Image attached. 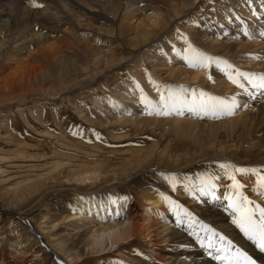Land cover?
I'll return each instance as SVG.
<instances>
[{"label": "bare ground", "instance_id": "bare-ground-1", "mask_svg": "<svg viewBox=\"0 0 264 264\" xmlns=\"http://www.w3.org/2000/svg\"><path fill=\"white\" fill-rule=\"evenodd\" d=\"M14 1L18 4L16 2L14 3ZM56 1L61 3L69 2V4L71 3L73 6L80 8V5L77 3L78 0H38V2L36 0L37 3L44 5L43 8L33 7L30 0H0V24L3 23L5 26L9 24L7 29L10 27V29H12L13 26H19V23L23 25L31 23L37 30L35 32L33 31L34 33L32 36L30 35L31 38L29 39L22 37L17 40L6 41V39L0 38V51L6 53L11 49H17L20 44L19 41H22V45L31 43L41 50L39 54L34 52L36 54L34 57L36 60L42 57L41 55L43 52L50 57H54L57 52L56 49L60 50L58 46V48L56 47V44L58 45V42L66 44L68 42H66L67 38L64 39L65 37L61 35L63 41H60L62 38L54 39L51 37L53 42L48 43L46 41L49 40L50 34L41 33L40 25L44 23V21L57 19V16H61L60 13L68 14V12L65 11L68 6L64 4L66 7L61 8L60 11L58 9L60 6L56 5ZM103 1H105L106 6H110L114 4L116 0H97V2ZM208 2L214 3L211 18L209 22H205L204 29L198 28L194 33L191 32L193 35L186 31V28L185 30L184 27L182 29L178 12H175L176 18H171L168 13L159 10L160 8L157 9L156 7L146 5L143 0H125L122 12L124 16L123 20L116 25L114 24L115 22H113L114 20L112 21L103 13L97 14V10H87L86 12L89 18H98L102 23L101 29L96 27L98 28L96 31L97 35L94 36V38L88 39L93 40L92 43L88 42L90 47L92 46L91 48L94 49L93 60L96 59L101 61V59H106L111 61L113 64H111L112 69L108 71L116 70L120 65L129 62V58L122 59L119 63L114 62L117 55H119V47H116L118 50L115 48L116 51L113 50V47L116 46L115 44L118 40L122 39L125 45L131 47L130 49L135 52V55L138 54L137 52L139 51L147 50L148 55L157 60L161 67L163 66V68L168 69L169 76L181 77L182 75H189L194 82L199 78L200 74L198 72H195V74L193 72H185V69L178 65L182 57L184 58V56H182L184 55V50L182 49L185 48V46H181L180 48L178 46L179 43H176L175 48L174 43L175 40L178 42V38L180 37H178V34L182 30L181 36L191 40L194 46L197 45L201 47L199 49H202V52L206 51L205 53L208 54L210 49L215 50L217 55H214V58L216 60L224 58L227 63L231 64L235 69L254 74H264V40H262L264 36L261 35V33H264V0H195L193 3L194 6H192V9H195V14L193 15L195 19H197L196 17L200 13L199 10ZM99 7L102 8L104 6L99 4ZM84 9L86 10L85 7ZM54 12H56V17ZM149 12H152L154 15L148 17ZM137 20L138 22L136 23ZM69 21L71 20L69 19ZM200 22L201 21H199V23ZM64 23L67 24L68 21ZM71 23H73V21ZM0 27L1 29L5 28L1 25ZM80 28L81 26L78 28L79 31H81ZM69 29L71 32V28ZM245 30L250 33L249 36L244 35ZM99 35H104L109 40L104 39V37H98ZM77 38L79 39V37ZM114 39L117 42L113 41ZM79 40L81 41V39ZM106 41L108 47L104 48ZM85 43L84 41V44ZM185 45L187 44L185 43ZM98 46H101L103 51L100 50L101 48H97ZM118 46H120V44ZM62 47L64 48L63 45ZM90 50L91 49H89V51ZM89 51L86 50L85 53ZM89 55H91V53ZM7 56L6 58L10 61V54ZM32 56L33 55L30 54L27 58L25 57L27 63L23 64V68H28L27 66L32 63L35 65L38 64L36 60L35 62L37 63L33 62L34 60L30 58ZM139 57V55L138 57L136 55L135 62H132V64L142 63V60L146 56H143L144 58H142V60L141 57ZM47 58L48 56L46 59ZM48 60L49 59H47V61ZM51 60L52 59H50V61ZM39 62L40 65L41 61ZM162 62L169 63L163 64ZM33 64L31 68L34 66ZM212 66H214V69ZM223 67L222 64L217 67L215 63H212L207 68H204L203 71L204 74H207L213 69V72L215 71L221 75L218 80L215 78L213 81L218 89L221 88L225 90L223 94L210 92L202 86L193 89L199 91L203 88L207 93L225 99L236 96L241 106L237 108L235 113L231 116L224 115L213 117L210 115H197L186 110L183 115H177L175 113L168 116L147 115L144 105L141 103L136 105L134 102V100H140L139 89H143L142 86V88L139 87V89L128 86L126 88L127 90H125V95L120 96L121 99L117 100L114 104L112 103L111 107H108L106 105L107 103H105L101 106V110H98L101 114L105 113L103 110L106 111L105 118L109 117L111 113L113 117L116 116L114 119L117 121L120 119L118 118L119 114L123 117L126 115L128 116V118H125L128 120L126 122L131 121L134 126H141V124H143V127L153 126L154 128H160V126L165 123L163 125H168L169 128L166 126L167 129L173 130L172 133H174V135L181 136V134H188L193 136L195 138L194 144H197L198 153L205 156L208 161V171L198 172V174L193 177L187 176L181 178L176 183L174 193H170L149 180L145 182L138 181L135 183V187L138 190V193H136L139 200L134 196H127V201H118L115 211H113L114 205L112 204H106L107 206H104V203L101 201L102 195L78 193L73 196V205L66 210L62 209L60 214H57L56 223L50 222L49 224L39 225V227L36 224L37 222H33L32 220L31 209L20 212L18 211L19 209H14L15 207H0V210L7 214L11 222V233H0V264H41L39 260H43L45 255H47L46 253L52 256V260L55 264H136L135 262L139 263L138 261L146 255L149 256V258L152 257L160 261L162 264H174V262H178L179 264H228V257L235 252L236 248H239L242 252L251 257L255 264H264V251H262L256 243L248 239L240 228L233 223L237 213L228 207V200L225 199L226 196L232 194L234 191L231 187L232 181L229 180L224 171L219 168V165L224 163L236 167H256L264 171V137L260 140L252 141L249 138L251 134L249 130H244L245 135L243 136L241 135L243 132L241 133L238 131L241 125H245L244 128H247L249 126L251 127L253 123H257V126L259 125L258 123H264V99H262L264 95H262L260 91L255 90L253 94L255 98L253 99L235 85L231 86L230 84L232 83L222 76L224 74L221 70ZM134 68L142 67L138 65V67L135 66ZM155 70H157V68L153 69V72ZM147 76L150 75L148 74ZM160 76L162 77V75H159V77ZM166 76L168 77V75ZM140 77L138 82L141 80L144 81L145 77ZM202 77L203 76H201V78ZM207 78L208 76H205L203 82H205ZM242 82L245 83L249 91H252L247 81ZM123 86L126 87L125 82L119 87ZM170 87L174 88V86ZM147 90L149 91V89ZM188 90L191 91L192 88ZM145 91L146 90L143 89L144 94L152 101L156 102L159 100L158 96H153L149 92V94H146L147 92L145 93ZM256 98H260L261 100L256 101ZM244 104H247L248 107L245 108L243 106ZM105 106H107V108ZM104 120L101 121L105 122ZM105 123L111 126L114 124V120ZM260 126L261 125H259V127ZM223 128H226L224 134L229 132V135L238 136V142H231L230 140L229 142L231 143L226 145L223 144L224 146L217 144L216 138L221 134H219V131ZM154 130L155 132L160 131L159 129ZM235 131H238V134L234 133ZM202 134L206 136L204 135V138H201L200 136ZM239 136L242 139L244 138L243 142L239 140ZM221 139L222 138H220V140ZM225 142L227 143V141ZM252 150L253 153L251 154L250 152ZM164 151L165 150L158 152V157L161 159L164 155ZM229 160H235L236 163H231ZM205 174H212L217 177L214 180L215 188L211 195L206 192L202 193L198 187L200 183L198 177H204ZM234 175H236V178L243 184V187L240 189L241 193L252 202L249 206L255 207V205L259 204L261 207H264V194H261L264 193V189L258 190L255 187V177L251 174L244 175L234 173ZM161 194H163V197L168 198L167 201L162 198ZM185 211L191 214V218L185 215ZM117 212L120 214L117 215ZM178 218L181 221L179 223ZM125 220L127 224H125ZM20 221H28V227H21L19 224ZM39 224L41 223L39 222ZM202 225L206 226V228L202 227ZM213 232L217 235H212ZM197 236H199L200 239H197ZM220 236H224L225 240L223 242L220 241ZM201 241H203V244H201ZM228 241H231L233 245L231 252H219L218 249L227 248ZM8 243H11V245L15 244L19 247V250L16 252L17 257H15V260L9 258L11 253L7 250ZM123 246L125 247L124 249L128 250L127 254H130V256L125 258L123 257L124 254L121 253L122 255H120L117 260L99 258L104 252L108 250L113 251L115 248H117V250H122ZM32 254H35V257L38 258L25 262ZM92 255H97L99 259L92 263H85L84 261ZM218 255L223 256L224 259H217ZM68 257L71 258L69 259ZM149 258L145 259L148 260ZM171 260H173V262H171Z\"/></svg>", "mask_w": 264, "mask_h": 264}, {"label": "rangeland", "instance_id": "rangeland-1", "mask_svg": "<svg viewBox=\"0 0 264 264\" xmlns=\"http://www.w3.org/2000/svg\"><path fill=\"white\" fill-rule=\"evenodd\" d=\"M143 1L146 5L156 7L157 9L160 8L159 10L168 13L171 18H176L175 12H178L182 29L183 27L184 30L186 28V31L191 35L198 28L204 29L205 22H209L214 8L213 2L206 3L199 10L200 13L197 15V19H195L193 16L195 9H192L195 0ZM77 3L80 5V8L73 6L71 3L69 4V2L61 3L56 1V5L60 6L58 8L60 11L61 8L68 6L65 10L68 14L60 13L61 16H57L56 12H54L57 19L44 21L40 25L41 33L50 34L49 40L46 41L48 43L53 42L52 38H62L60 41H63V37H65L64 39L67 38L66 42L68 41V44H63V42H58V45L56 44V47L60 48V50L56 49V58L55 56L50 57L43 52L40 55L45 60L41 56V58L36 60L34 58L35 53L39 54L41 50L31 43L22 45V41H19L22 46L19 44L17 49H11L6 53L0 51V207L11 206L12 208L15 207L14 209L16 210L19 209L18 211L20 212L31 209L32 220L33 222H37L38 227L50 222L56 223L57 214H60L62 209L66 210L73 205V196L75 194L102 195L101 201L104 203V206L110 204V198L117 199L124 196H134L139 200V197H137L138 190L135 187V183L138 181L145 182L149 180L170 193H174L175 190H173L169 183V179H165L166 176L171 177L174 175L178 182L181 178L187 176L193 177L198 172L208 169V161L205 156L198 153L197 144H194L195 138L193 136L188 134H185L186 136L183 134L181 136L174 135L172 133L173 130L167 129L168 125H163L165 123L160 128H154L153 126L143 127V124L141 126L135 125V127L131 121L126 122L128 121L125 119L128 118L126 115L123 117L119 114L118 118L120 119L117 121L114 119L116 116L113 117L108 112L110 116L105 118L106 111L103 110L105 113L102 114L98 111L101 110L103 104L107 103L106 105L111 107L112 103L114 104L117 100L121 99L120 96L125 95V90H127L128 86L137 88V85H139L140 88L143 87L146 90V94L151 93L153 96L159 97L156 88L153 84L149 83V77L160 86L167 85L174 86V88L183 86L187 89L192 88V90L193 88H200L202 86L213 93L223 94L225 92L221 88L218 89L213 81L215 78L218 80L221 77L217 72H213L214 66H212V72L204 74V68L189 67L182 57L178 65L184 68L185 72H193L194 74L198 72L200 74L199 78L193 82L192 77L189 75L171 77L169 76L168 69L163 68V66L161 67L157 60L148 55L147 50L139 51L136 54L137 57L138 55L141 57V60L146 56L142 60V63L132 64L136 59L135 52L131 51V47L125 45L122 39L118 40V42L115 39L113 40L117 42L113 50L116 51L119 47V50L117 49L119 55L116 57L117 61L115 60L114 62L119 63L120 60L128 58L130 61L120 65L116 70L108 71L112 69L113 64L106 59H101V61L93 60L94 49L89 44L93 40H88L97 35L96 31L98 28H102V23L98 18H89L86 11L89 9L97 10V14L103 13L112 21L114 20L113 22L116 25L123 20L124 16L122 12L125 0H116L110 6H106L105 1L97 2V0H78ZM99 4L104 7H99ZM152 15H154L152 12L148 13V17ZM66 21H68L67 24L64 23ZM72 21L73 23H71ZM199 21L201 22L199 23ZM29 24L23 25L19 23V26H13L14 29H10L11 27L7 29L9 24L5 26L1 23L0 25L6 29H1L0 27V38H4L6 41L17 40L22 37L29 39L37 31L34 25ZM78 26H81L82 32L79 31ZM69 28H71V32ZM182 32L181 30L178 34V37H180L178 38V42L175 40L174 47L176 48V43H179L178 46L180 48L181 46H185L182 49L185 50L187 45H185V41L182 39ZM98 37L107 39L104 35H99ZM187 40L191 43V40ZM84 41L86 43L89 42V46L86 43L84 44ZM118 43L120 46H118ZM59 44H62L64 48L67 46L64 49ZM191 45L198 51L200 50L199 52H202V49H199L201 47L194 46L192 43ZM107 47L106 41L104 48ZM97 48H101L100 50L103 51L101 46ZM89 49L91 50L89 51ZM86 50L89 52L85 53ZM205 52L203 51L202 53L212 58H214V55H217L216 51L212 49H210L208 54ZM90 53L91 55H89ZM9 54L11 56L10 61L6 58ZM30 54L33 55L30 57L34 60L33 62L36 60L38 64L32 63L34 69L33 67L31 68L32 64L27 66L28 68H23V64L27 63L26 58ZM45 56H48V61ZM50 59L52 60L50 61ZM218 60L226 61L224 58ZM39 61H41V66L39 65ZM162 63L168 64L169 62ZM138 65H141L142 68H134L135 66L138 67ZM154 66L157 70L153 72V69H156ZM148 74L150 76H147ZM159 75H162V77H159ZM201 76L203 77L201 78ZM205 76H208L205 81L206 83L203 82ZM222 76L227 80L225 74ZM139 77H145L144 81L140 79L141 81L138 82ZM123 82H125L126 87H119ZM207 86L210 87L208 88ZM249 88L254 94L255 90L251 86ZM203 91L206 92L205 90ZM260 100V98H256V101ZM134 102L136 105H139L140 100H134ZM107 106L105 107L107 108ZM100 119H105V122L114 120V124L111 126L106 125ZM258 124L261 126L259 127L257 123H253L251 127L244 128L245 125H241L238 131L243 132L241 134L243 136L245 135L244 130L247 129L251 132L249 138L252 141L260 140L264 137V123ZM154 129H159L160 131L155 132ZM225 129L223 128L221 129L222 131H219V134H221L217 136L218 139L216 138L217 144L224 146L234 141L238 142V136L229 135V132L224 134ZM238 131L234 133L238 134ZM94 133H98L99 138ZM204 135L202 134L200 137L204 138ZM220 138L222 139L220 140ZM230 140L231 142H229ZM239 140L243 142L244 138H240ZM162 150L165 151L161 159L158 157V152ZM250 153L252 154L253 150ZM229 161L234 164L236 163L235 160ZM112 205H114L113 211H115L117 208L116 204ZM10 223V218L7 214L0 210V233L10 234ZM19 224L21 227L26 226L25 228H27L29 222L20 221ZM125 224H127L126 220ZM124 248L123 246L122 250H117V248L113 251L108 250L99 256V258L117 260L122 255L121 253L126 258L130 254H127L128 250ZM7 250L11 253L9 258L15 260L19 247L8 243ZM46 254L44 259H40L39 262L41 264H55L52 256L49 253ZM146 256H143L138 261L139 263H135L162 264L160 261ZM36 258L38 257L32 254L25 262ZM68 258L70 259L71 257ZM99 258H97V255H92L84 262L92 263ZM145 258L149 259L146 260ZM174 264L179 263L174 262Z\"/></svg>", "mask_w": 264, "mask_h": 264}, {"label": "snow or ice", "instance_id": "snow-or-ice-1", "mask_svg": "<svg viewBox=\"0 0 264 264\" xmlns=\"http://www.w3.org/2000/svg\"><path fill=\"white\" fill-rule=\"evenodd\" d=\"M30 3L36 8L44 7L43 4L37 3L36 0H30ZM244 35L249 36L250 33L245 30ZM261 35L264 36V33H261ZM182 39L187 44V48L184 50V59L189 67L207 68L212 63H215L217 67H219L223 64L224 67L221 70L233 85L240 88L249 97L254 99L253 92L249 91L248 87L245 86V83L242 82L247 81V84L251 86L253 90L260 91L261 94L264 95V74H254L234 69L233 66L226 61L216 60L199 52L188 42L187 37L182 36ZM209 79H211V77H209ZM149 82L153 84L159 93V100L156 102L149 99L144 94L143 89H139V85H137V88L140 91V103L144 105L147 115L168 116L173 113L183 115L186 110L197 115H210L213 117L224 115L231 116L235 113V110L241 106L236 96H231L225 99L220 96L211 95L203 90L198 91L193 89L189 91L183 86L178 88H173L167 85L160 86L157 85L151 77H149ZM243 106L245 108L248 107L247 104H244ZM94 134L99 138L98 133ZM219 168L222 169L228 179L232 181L231 187L234 191L232 194L226 196L225 199L228 200V207L237 213L233 223L240 228L248 239L252 240L262 251H264V207H261L259 204L255 205V207L249 206L252 202L248 197L241 193L240 189L243 187V184L236 178V175H234V173L244 175L251 174L255 177V187L258 190H261L264 189V171L256 167H236L224 163L220 164ZM216 178L217 177L212 174H205L204 177H198L200 180L198 185L199 190L202 193L206 192L211 195L215 188L214 180ZM165 179H169V183L173 190H175L177 183L176 177L174 175L171 177L166 176ZM161 196L167 201V197H163V194H161ZM127 199V196L119 197L117 199L110 198L109 203L117 204L118 200L127 201ZM116 214L119 215L120 213L117 212ZM185 215L191 218V214L186 211ZM179 222L181 221L178 218V223ZM202 227L206 228V226L203 225ZM212 235L217 234L213 232ZM197 239H200L199 236H197ZM219 239L221 242L225 240L224 236H220ZM201 244H203V241H201ZM232 248L233 245L231 241H228L227 248H220L218 251L231 252ZM217 259L222 260L224 257L218 255ZM228 264H255V262L246 253L242 252L239 248H236L235 252L228 257Z\"/></svg>", "mask_w": 264, "mask_h": 264}]
</instances>
